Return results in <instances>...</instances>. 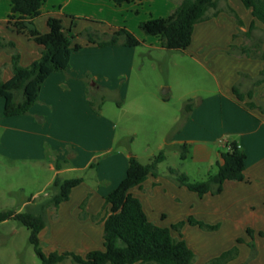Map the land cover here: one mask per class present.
<instances>
[{"label":"crops","instance_id":"0c3cea01","mask_svg":"<svg viewBox=\"0 0 264 264\" xmlns=\"http://www.w3.org/2000/svg\"><path fill=\"white\" fill-rule=\"evenodd\" d=\"M182 1L143 0L117 6L112 0H46L43 15L35 20V25L41 33H47L48 18L56 17L63 20L64 30L68 32L75 17L77 21H84L72 30L74 34L89 25L110 34L126 27L143 45L163 49L159 39L150 43L145 38L140 24L151 18L168 17ZM218 4L220 12L216 17L195 26L187 49L209 69L217 88L192 109L177 133L179 138H174L169 145L160 144L159 149L162 151L167 145L178 153L175 146L188 144L191 158L198 165H205L208 175L217 171L228 144L236 142L246 154L245 178L241 182L226 181L219 195L200 197L178 186L162 172L158 177L150 175L141 187L131 192L141 200L149 220L159 226L170 228L190 216L221 226L215 232L188 224L183 228L184 239L197 255L195 264H207L235 246L239 248V256L228 264H244L251 255L249 243L252 241L258 254L249 264H264V236L261 235L264 234V111L260 109H264V84L254 85L264 70V59L230 53L231 46H253L254 43L261 45L264 53V24L252 16L243 0H219ZM228 7L242 19L243 26L226 11ZM11 8L9 0H0V37L16 44L21 65L28 67L41 57V47L9 26ZM146 9L148 12L143 18L141 15ZM91 19L98 20L91 22ZM252 23L258 30L252 38H247L244 34L249 32ZM75 44L82 49L72 53L69 69L52 74L44 82L39 101L29 114L6 117L5 100L0 99V158L9 164L47 168L52 173L47 185H52L57 177L83 178L72 190L69 200L53 210L54 220L48 221L40 238L42 241V234L49 232V242L54 246L84 250L82 256H85L90 251L104 250L103 218L109 211L104 207L105 198L126 177L130 156L138 157L116 149V120L94 108L90 88L114 91L111 85L116 83L115 78L126 73L125 63L132 70L137 50L101 48L79 38ZM1 68L3 80H10L13 73L11 55L7 52L0 53ZM234 87L243 95L242 101L234 94ZM114 112L117 117V111ZM57 162L62 164L60 170L56 168ZM92 164L95 168H91ZM84 201L87 202L86 219L81 218ZM99 214V219L94 221L92 217ZM248 229L253 230V239ZM239 239L244 243H238Z\"/></svg>","mask_w":264,"mask_h":264},{"label":"trees","instance_id":"16d2710c","mask_svg":"<svg viewBox=\"0 0 264 264\" xmlns=\"http://www.w3.org/2000/svg\"><path fill=\"white\" fill-rule=\"evenodd\" d=\"M11 12L8 16V24L17 33L28 36L41 47V57L28 67L20 63L21 55L16 44L0 37V53L7 52L11 55V69L13 77L4 81L2 78L3 68L0 69V99L5 100L4 114L6 117L24 116L29 114L31 108L39 101L40 91L44 82L54 73H64L70 67L72 53L82 49L75 44L77 38H86L90 44L101 48L130 47L136 48L143 45L134 33L126 27L116 32L99 33L89 29L79 34L72 30L78 26L77 19L72 17V27L66 32L63 20L49 17L47 24L49 31L41 33L35 20L43 15L42 8L46 0H9ZM117 6L142 2L143 0H112ZM219 0H183L175 10L166 18H151L140 24L142 33L156 37L160 46L169 51H185L191 43L195 26L199 23L216 17L220 12ZM247 9L252 11V16L264 24V0H243ZM211 11H214L211 14ZM226 11L235 18L240 26L242 19L230 7ZM258 30L252 23L248 33L244 35L252 38ZM231 54L246 56L247 58L264 59L261 45L254 43L253 46H231ZM264 84V70L261 72L254 85ZM234 94L242 101L243 95L237 87ZM251 97V92L249 93ZM250 107H255L250 105ZM191 113L190 105L187 106ZM264 111L263 108H260ZM175 149L180 152L181 161H185L189 152V145H177ZM167 160L165 150L152 157L148 164H142L135 156L129 158L126 177L106 198L104 207L109 211L103 218L104 222V250H94L85 256L75 252L54 251L47 255L42 247L40 234L48 226V211L57 210L60 205L69 200L74 188L83 182V178L63 179L57 177L52 185L53 195L46 202L40 204L39 214L20 213L15 211L0 212V222L15 220L31 231L30 243L34 246L35 253L43 264H62L71 260L76 264H195L197 255L189 247L184 235L183 228L188 224L199 227L206 232H215L220 225H210L199 221L193 216L184 221L172 225L170 228L157 225L149 220L142 202L132 194V189L141 187L150 175L160 176V164ZM95 164L91 168H95ZM62 167L61 162L56 163L57 170ZM246 170V154L238 143L228 144V150L222 153V162L217 164V171L209 173L202 181H193L185 174L176 169H170L169 177L178 186L186 187L189 191L197 193L200 197L206 194L219 195L223 191L226 181L241 182L244 180ZM86 201L81 205L82 219L88 218L85 212ZM100 214L93 216L97 221ZM176 233L178 236H174ZM248 235L253 239L254 232L248 229ZM264 236L263 233H261ZM238 243H244L239 239ZM251 260L257 257L258 251L255 243H249ZM239 256L237 246L223 252L220 256L210 260L207 264H228Z\"/></svg>","mask_w":264,"mask_h":264},{"label":"rangeland","instance_id":"374dc122","mask_svg":"<svg viewBox=\"0 0 264 264\" xmlns=\"http://www.w3.org/2000/svg\"><path fill=\"white\" fill-rule=\"evenodd\" d=\"M147 9L141 15L143 18ZM83 21L79 19L77 22L82 25ZM86 29L103 34L92 25L85 26L82 32ZM144 35L150 43L156 41V37ZM134 50H137L134 66L130 70L125 63L126 73L115 78L116 83L111 85L114 91L90 88L89 96L96 110H103L116 120V149L132 152L138 155L135 157L142 164H148L150 155L156 156L161 152L160 144L169 145L174 138H179L177 133L190 115L187 106L190 105L191 110L196 107L202 98L216 90L217 82L195 54L187 50L169 51L145 44ZM113 110L117 111V117ZM169 147L166 145L163 149L167 160L160 164V173L169 175L170 169H176L193 181L207 177L206 166L195 163L190 150L182 162L180 152L175 153ZM51 174L45 167L9 164L8 160L0 158V212L11 210L39 214L40 204L53 195V184L47 185ZM54 217L53 210H50L48 221H53ZM30 235L31 231L15 220L0 222V264H43L30 243ZM50 236L49 232L42 234L41 247L47 255L54 251H71L80 255L86 252L54 246L49 242ZM62 264L76 263L67 260Z\"/></svg>","mask_w":264,"mask_h":264},{"label":"water","instance_id":"95a60500","mask_svg":"<svg viewBox=\"0 0 264 264\" xmlns=\"http://www.w3.org/2000/svg\"><path fill=\"white\" fill-rule=\"evenodd\" d=\"M165 93H168V91H166Z\"/></svg>","mask_w":264,"mask_h":264}]
</instances>
